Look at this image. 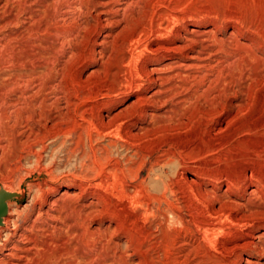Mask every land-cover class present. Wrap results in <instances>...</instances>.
I'll list each match as a JSON object with an SVG mask.
<instances>
[{
  "label": "bare ground",
  "instance_id": "6f19581e",
  "mask_svg": "<svg viewBox=\"0 0 264 264\" xmlns=\"http://www.w3.org/2000/svg\"><path fill=\"white\" fill-rule=\"evenodd\" d=\"M164 1L0 0V116L16 107L10 102L17 98L19 111L26 120L44 129L63 123L73 111V123L79 118L80 127L91 126L99 131V135L119 143L124 138V127L131 125L127 137L156 139L159 149L169 147L162 160H157L150 169L148 181L153 190L144 182L139 183L147 161L136 170L135 156L121 157L105 166L102 173L106 177L95 185L78 184L80 194L88 193L96 200L86 206L87 214H82L85 210L78 213L76 208L69 207L67 200L77 197V194L71 195L70 186L55 188L51 186L53 181L48 180L43 184L39 180L29 183L27 188L33 194L30 204L34 213L22 231L17 230L16 219L10 217H14L12 207L23 203L21 194L24 191H15L3 182V189L21 197L19 203H8V213L0 227V264H123L125 253L117 255L122 249L114 248L108 237L123 231L133 245L136 225L134 223L132 229L126 227L127 222L110 209L107 198L103 202L102 190L111 191L138 207L158 204L164 218L168 215L164 205L173 209L171 214L178 227H171L167 222L152 226L148 237L154 240L160 237L173 243L175 239L182 240L184 234L189 238L188 247L192 251L163 263L157 262L159 264H185L193 252L203 251L205 247L217 251L221 237L234 238V241L219 255L209 258L212 264H252L249 258L264 257V224L258 230L250 224L256 217L264 222V207L251 206L245 197L256 193L254 189L248 191L251 181L241 179L237 174L211 181L202 176L204 169L190 161L196 160L195 155L213 154L219 147H211L215 145L212 137L225 134L239 115L248 111L250 107L241 97L246 93L249 98L260 80L244 68L262 59L249 52L241 56L244 47L237 45L234 50L235 47L228 46L231 42L228 44L215 38L212 44L208 33H199L197 25L190 28L178 8L170 3L166 6ZM160 6L162 10H158ZM148 9L153 17L148 16ZM90 18L96 26L91 25ZM72 24L77 34L61 37L63 30ZM116 25H123L124 32L131 31L123 45L124 49L130 50L123 64L124 68H134L123 80H120L122 69L116 70L114 75L107 72L106 59L112 41L117 37L115 39L106 29ZM11 27L18 31L9 33ZM81 32L86 34L85 39ZM83 41L88 45L85 46ZM89 44L94 47L90 52L81 48ZM144 57H149V61L139 67V61ZM88 63L100 65L95 76H105L107 72L106 76L117 79V85L101 87L74 72L76 66ZM157 64L167 68V72L150 68ZM144 81L148 82V88L143 89ZM234 89L241 99L229 103L230 94L236 93ZM121 95H124L127 107L112 115L111 111L120 104ZM210 123H213L212 130V127L208 129ZM155 166L161 172L157 173ZM38 171L46 172L42 168ZM177 179L190 188L181 190L184 201L175 211L168 194L174 196L175 188L180 189ZM61 190L64 192L59 199L48 198L49 192L60 193ZM100 199H103V209L93 210ZM152 210L147 207L142 217L154 218L156 215ZM98 213L107 214L110 223H117L113 230L108 227L100 236L102 238L96 237L101 231L96 234L85 228L86 221L94 214L99 216Z\"/></svg>",
  "mask_w": 264,
  "mask_h": 264
},
{
  "label": "rangeland",
  "instance_id": "374dc122",
  "mask_svg": "<svg viewBox=\"0 0 264 264\" xmlns=\"http://www.w3.org/2000/svg\"><path fill=\"white\" fill-rule=\"evenodd\" d=\"M164 3H166V6L170 3L172 6L174 5L178 8V11L181 13L182 17H184L185 22L189 23L190 28L197 25V28H195L198 29L199 33H208L210 37L209 39L212 40L211 43L214 42L215 38L217 40H223L228 44L231 42L228 46L232 48L235 47L234 50H237V45L244 47V53H242L241 56L246 52H249L262 59L253 64L249 63V65L244 68L245 71L248 73L250 72L249 74H251L253 78L257 77L260 80L259 86H261H256L255 94L253 93L254 97L252 94L248 98L246 93L241 97V95L236 92L237 89H234L236 92L234 93H238V96L230 94L228 97L229 103H237L241 98L246 100L250 107L248 111L239 115L240 117H238L225 134H215L214 137H212V142L215 145H212L211 147H219L218 149H214V151H216L212 152L213 154L204 155V157H200L201 154L200 156L197 155L199 158L194 154L196 160L190 161L196 162L195 165H198L197 167L201 170L204 169L202 171L204 172V174L202 173V176L208 177L211 181L217 177L220 178L221 176H227L230 174H237L241 179L247 178L252 183V186L248 191H253L251 189H254L256 190V193L250 197L249 195H246L245 197L250 201L251 206L264 207V0H166ZM162 9V6L158 8V10ZM148 12L149 17L154 16L150 13L149 9ZM89 22L91 25L96 26L93 18H90ZM29 24H27L28 27ZM13 27L9 29V33L14 34L18 31ZM106 31H111L115 39L117 37L116 40L112 41V45L109 49L108 56L110 59L109 57L106 59L108 62L107 72L108 74L110 72V74L114 75L119 69H122L123 71L120 80H123L129 72L133 71L134 68L126 67V69L124 68L125 64H123L124 59L130 52L128 48L124 49L123 45L131 31H126L127 33L124 32L123 25H116L113 28H107ZM210 31L212 32L210 33ZM77 32V29H75V26L72 24L69 28L63 30L61 37L72 34L74 36ZM83 32H81L83 35L82 38L86 36ZM119 35L120 37H118ZM212 36L213 39H211ZM151 42H153V40ZM83 43L84 45H88L85 41H83ZM85 46L82 45L81 48H84V50L86 49V52H90L93 47L91 44H89L88 47ZM217 49L218 48H216V50ZM62 58L61 55L58 59L61 60ZM147 61H149V57L148 59L146 57L142 58L139 61V67L145 65ZM159 65L161 64L150 66V68L156 69L160 72L164 69V72H167V68ZM214 65H216V63H214ZM99 67L100 65L88 63L81 67L76 66L73 70H75L74 72L77 71L79 77L83 79L90 78L93 83H98L101 87H108L107 85L111 84L117 85V79H114L112 76H106L107 72L105 73V76H95L94 74L97 73V70L98 72L100 71ZM143 86V89L148 88V82L144 81ZM250 97L252 98L250 99ZM123 99L124 95H121L119 98L120 104H118L115 110L111 111L112 115L120 112L124 107H127V102L124 103ZM16 100L17 98L13 99V102L10 100L11 105H16V107L6 110V112L0 116V188L2 189V186L6 183L15 191H24V193L21 194L24 198L23 203H19L18 199L9 201L10 203H19V206L12 207L11 213H13L14 217H10V219H16V228L18 231H22L23 228L27 226L26 222H28L34 213V210L32 211L34 208L30 204V201L33 199V194L28 191L27 185L36 180L41 181V184L46 180L53 181L51 186H54L55 188L60 186H70L72 188L71 195L73 196L74 194H77V197H74L72 200H67V203L70 208H76L79 213L85 210L86 206L88 207L91 204L96 203V200L94 198H92V200L88 193L80 194V191L77 188L78 184L95 185L106 177L105 174L102 173L105 166L113 164L114 161L118 159L120 160L121 157L135 156L134 168L136 170L147 161V165L140 175L139 183L144 182L145 185L153 190L152 186L149 184L150 181H148L150 169L152 164H157V160H162L161 157L164 155V151L168 150L169 147H166V149H159L160 144L158 141L156 142V139H151V141L147 138L139 140L127 137V131L131 129V125L124 127V138L123 141L121 140L119 143L117 140H112L108 137L99 135V131L91 126L80 127L77 122L79 118L73 123L72 117L75 116L73 111L68 114V118L63 123L44 129L43 126L33 125L34 123L32 121H30V123L26 120V116L19 111V105H17L18 103ZM220 120H223V118H220ZM212 124L213 123L209 124L208 129L211 127V130L213 129ZM205 138L207 139V137ZM224 141L227 143L226 145H224ZM157 144H159L158 147ZM196 145L198 144L196 143ZM41 168L46 170V172L38 171ZM154 169L157 173L161 172L157 166H155ZM177 182L180 183V185L177 186H180V189L175 188L176 194L174 196L168 194L169 202L173 204L175 211L182 207L184 201V195L181 190H188L190 188L187 183L184 184V182H180L178 179ZM197 183H199V180ZM59 192L60 193L49 192L48 198L52 200L59 199V195H61L64 190ZM101 193H103L102 198L104 201L103 199H100L101 201L99 200L98 208H92L93 210L97 209L95 211H101L103 209V202L105 203L107 200L106 203L110 205V209L117 214L119 213L121 219L127 222V228L132 229V225L134 223L136 225H134L137 230L135 231L137 234H135L136 243L133 242V245H130V242L127 239L128 236L126 235V232L123 231L119 232L117 235L114 234L113 236L108 237V240H110V243L114 248L119 246L122 249L121 252L120 250L117 252V255L120 254L119 256H121V254L125 253L123 264L163 263L168 259H175L185 253V255H188L192 251V248L190 249V247H188V243L190 242L189 238H186L184 234H182V240L175 239V242H173L174 244L160 237L159 239L155 238L156 240L148 237V233L152 226H159L167 222L171 227H178V224L174 219L175 217L171 214V212H173L171 207H165L164 205L163 209L166 210L164 212L168 213L164 218L161 213L162 211L160 212L158 207L160 205L150 204V206H148L149 204H146L148 209L150 207L153 209L152 212H154L156 216L154 218L148 216L142 217V214L145 213L147 207L132 205L129 201L118 198V196L116 194L114 195L111 191L102 190ZM119 199L121 201H119ZM181 212L186 215L184 209H181ZM85 213L86 210L82 214ZM98 215L99 216L94 214L91 217V220L86 221L85 228L87 230L90 229L89 231L93 233L101 231L99 232L100 235L96 233L98 235L96 237L102 238L100 236L104 235L107 228L110 227L111 230H113L117 223H110L107 214L102 215L98 213ZM167 216L170 217V220ZM74 218H78L77 214H74ZM260 220L261 218L258 217L251 219L250 224L254 230H258V228L264 224V222L262 223ZM171 222H173V225H171ZM257 236H259V233H257ZM233 241L234 238L221 237L218 240L217 251L205 247L203 251L193 252L185 264H212L209 258L219 255V253L222 252V249L231 246ZM168 242L169 244H166ZM124 247L130 248L125 249ZM171 248L174 251H171ZM111 255L113 256V254ZM171 255H173V257ZM234 257L235 256L233 255V260L235 259ZM249 260L252 264H264L263 256L255 255L254 258H249Z\"/></svg>",
  "mask_w": 264,
  "mask_h": 264
},
{
  "label": "water",
  "instance_id": "95a60500",
  "mask_svg": "<svg viewBox=\"0 0 264 264\" xmlns=\"http://www.w3.org/2000/svg\"><path fill=\"white\" fill-rule=\"evenodd\" d=\"M21 197V195L17 193H10L6 191L5 189L0 190V227L3 224V219L8 213V203L9 201H13L15 199H18Z\"/></svg>",
  "mask_w": 264,
  "mask_h": 264
}]
</instances>
